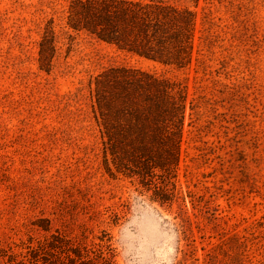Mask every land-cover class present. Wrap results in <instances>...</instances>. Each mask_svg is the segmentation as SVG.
<instances>
[{"label": "rangeland", "instance_id": "1", "mask_svg": "<svg viewBox=\"0 0 264 264\" xmlns=\"http://www.w3.org/2000/svg\"><path fill=\"white\" fill-rule=\"evenodd\" d=\"M70 2L0 0V264H264V0H171L199 14L186 68L68 32ZM112 64L188 87L173 173L105 170L90 81Z\"/></svg>", "mask_w": 264, "mask_h": 264}, {"label": "trees", "instance_id": "2", "mask_svg": "<svg viewBox=\"0 0 264 264\" xmlns=\"http://www.w3.org/2000/svg\"><path fill=\"white\" fill-rule=\"evenodd\" d=\"M198 23L197 10L171 0H71L66 27L124 55L186 68L197 59ZM60 52L51 19L38 41V68L51 73ZM90 95L108 173L138 176L146 184L157 170L166 175L176 170L185 135L186 85L139 66L112 64L90 81ZM156 191L153 199L161 204L176 196V189Z\"/></svg>", "mask_w": 264, "mask_h": 264}]
</instances>
